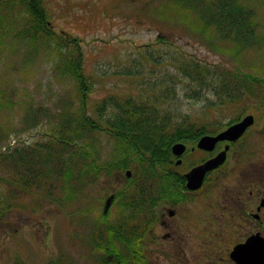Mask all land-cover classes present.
Wrapping results in <instances>:
<instances>
[{"label": "rangeland", "instance_id": "obj_1", "mask_svg": "<svg viewBox=\"0 0 264 264\" xmlns=\"http://www.w3.org/2000/svg\"><path fill=\"white\" fill-rule=\"evenodd\" d=\"M43 1L53 29L59 33H71L82 41L84 70L92 83L88 102L90 114L98 102L109 96L153 100L164 95L163 88L172 87L175 95L158 104L160 115L166 112L171 117L167 135H174L176 129L173 131V128L184 127L183 121L194 123L195 128L207 132L216 125L225 127L241 112L252 110L257 100H263L259 95H264V86L236 80L242 79L239 76L234 77V81L250 85L252 91L243 86L245 98L229 100L199 88L195 81L176 75L179 74L177 68L182 55L186 54L220 70H240L264 79V38L253 41L251 46H238L236 38L226 40L210 27L208 33L220 48L215 49L209 45L207 35L198 34L189 24L200 26L202 19L185 5V0L183 3L181 0ZM212 1L203 0L206 5ZM243 1L252 12L249 22L256 23L258 27L255 26L254 30L264 36V0ZM163 9L168 10L165 18ZM16 12L15 22L19 28L25 14L19 5H16ZM182 16L186 21L178 23V17ZM0 32V103L4 97L11 101L9 107H0V212H4L0 214V264L110 262L116 255L104 254L95 244H108V223L114 228L126 227L124 222L128 223L123 218L120 221L117 203L110 208L108 217L104 214L114 194L126 184V170L101 169L107 167L102 164L119 159L118 141L102 131L95 133L93 139L87 135L79 137L81 145L87 147L93 142L97 146V174L89 167L87 155L82 157L80 153L73 155L61 151L65 159L60 162L61 166L71 173L73 167L77 172L81 161L82 174L80 179L67 183L64 188L65 177L61 172L62 182L55 184L54 199L46 196L45 190L24 189L18 183L21 173L15 170L12 158L20 157L18 151L30 152L32 156L54 152L55 149L51 151V148L47 149L50 152L46 151L47 145L55 144L51 133L67 111H79L78 90L74 81L59 76L60 59L63 61L59 47L58 50L52 46V51L31 47L28 43H18L13 33L5 38V31ZM159 37L168 40L158 41ZM252 133L257 139L255 130ZM38 146H43V150ZM203 154L192 152L186 156L185 166L183 164L175 170L187 171L198 163L199 156L205 158ZM61 159L56 158L53 162ZM142 169L138 165L130 166L134 177L139 178L145 173ZM157 172L158 169L150 171L153 173L151 177L157 178ZM246 174L247 182L243 172L222 171L216 185L208 184L199 193H181L187 195L186 200L172 208L159 201L152 205L159 223L154 226V233L142 237L141 246L139 236L133 237L135 246L138 244L136 249L141 251L139 254L150 253L152 248L163 249L164 252L159 254L161 261L171 264L178 259L177 249L181 246L189 257L185 259L191 262L235 264L230 258L233 246L258 230L257 223L244 214V209L253 207L257 199V196L250 195V191L259 187L253 174ZM49 183L44 182L42 187L49 186ZM169 186L171 193L178 192L175 182ZM129 196L136 199L137 195L132 190ZM170 211L176 214L177 224L175 234L168 236L162 222L164 219V222L169 221L171 215L163 217L162 213ZM132 223V230L140 234V224L135 220ZM259 230L264 236L263 225ZM114 243L121 249L123 242L118 237Z\"/></svg>", "mask_w": 264, "mask_h": 264}, {"label": "trees", "instance_id": "obj_2", "mask_svg": "<svg viewBox=\"0 0 264 264\" xmlns=\"http://www.w3.org/2000/svg\"><path fill=\"white\" fill-rule=\"evenodd\" d=\"M180 2L183 3V0ZM180 2H178L179 5ZM244 2L246 1L213 0L206 5L203 0H185V5L193 9L202 19L200 26L195 23L189 24L196 29L198 34L207 35L206 39L209 45L215 49L220 48L212 41V34L208 33L211 30L210 27L216 29V35L219 34L220 37L226 40L228 38L232 40L230 37L236 38L235 43L238 46H251L253 41L264 38V36L254 30L255 26L258 27L256 23L249 22L252 12ZM16 5H19V8L25 14L20 20L22 26H19V28L16 27L17 22H15L17 17ZM167 11L163 9L164 18L168 16L165 13ZM177 21L178 23L186 21L185 16L178 17ZM0 30L5 31V38L13 33L18 43H28V46L31 47H43L49 51H52V46H55L58 50L60 48L61 55H59L63 58V61L60 59L59 76L69 79V82L74 81L78 90L79 111H67L60 119V126L57 122V127L51 133L53 136L52 142L55 144H52L53 146L47 145L46 151L48 148H51V151L55 149L53 153H45V156L40 154L32 156L30 152L20 153L18 151L19 158L10 157L15 161V170L21 173L20 178L17 179L18 183L26 190L31 188L45 190L46 196L54 199L55 184L62 182L61 172H63L62 177H65L66 183L63 182L65 185L73 180L80 179L82 174L81 164L83 162L81 161L77 172L73 167L71 173L65 166H61L60 162L65 160L61 156V151L72 152L73 155L80 153L82 157L87 155V159L90 161L89 167L95 170L97 174L99 170V164L96 160L98 150L95 147L97 146L93 145L95 144L93 142L88 144L87 147L83 146L78 142V139L86 135L93 139V135L98 131H102L112 139L115 138L119 144L120 157L110 163L102 164V166L107 167L101 169L111 171L116 168V170L122 172L133 164L135 167L138 165L143 168L142 170L145 173L140 175L139 178L134 176L126 178L125 186L114 194L113 204L117 203L119 206L120 221L122 218L127 220L128 223L124 222L126 227L118 226L114 228V225L108 223L107 233L110 235L108 244H96L105 252L116 255L112 261H104L105 264H131L136 259L133 237L139 236L132 230V222L138 217L141 220L144 212H149L150 207L158 201L179 196L182 192L179 187H177L179 190L176 194L171 193V186L169 185L172 182L185 188V177L182 173L176 171L178 167L174 162L175 156L171 152V146L180 141L193 145L201 134L207 133V130L197 129L194 123L183 121L184 127L173 128V131L176 129V133L167 135V125L170 123L171 117L166 112L160 115L161 109L158 102L175 95L172 87L163 88L164 92L162 94L164 95L153 100H135L133 97L122 98L117 95L109 96L98 102L93 108V114H90L91 107L88 102L89 95L92 92V83L84 70L82 41L71 35V33L65 31L59 33L53 29V24L43 0H0ZM165 40L168 39L166 37L158 38V41L165 42ZM233 50L234 52L237 51V49ZM177 70L179 72V74H176L177 76L195 81L199 88L208 92L211 91L219 95L220 98L229 100L245 98L242 91L246 90L243 89V86L244 88L247 87L248 91H252L250 85L245 86L234 81L236 76L242 77V79L236 80H245L253 85L256 83L264 86V79L260 77L241 73L240 70H220L211 67L207 62L196 59L194 56L189 58L186 54L182 55V62ZM232 80L234 83H232ZM196 94L198 95L197 91ZM259 96H261L259 99H264V95ZM10 104L11 101L4 97L0 107L4 105L9 107ZM93 117H97V119ZM75 145L77 146L76 150ZM38 148L43 150L44 147L38 146ZM59 157L62 158L59 162H53ZM24 160H26V163ZM71 163L74 164V161ZM47 168L49 170L45 172ZM156 169H158L157 178L151 177L153 173H150V171L154 172ZM166 169L168 171H165ZM155 179H158V181H154ZM48 181L50 182L49 186L43 188L42 184ZM132 190L137 195L136 199L129 196V192ZM109 212L110 210L106 217H108ZM0 214L3 215L4 212L2 211ZM144 218L141 220V228H145ZM115 237L123 242L121 243V249L115 246ZM137 252L141 251L138 250ZM138 258L143 259L141 254H138Z\"/></svg>", "mask_w": 264, "mask_h": 264}, {"label": "flooded vegetation", "instance_id": "obj_3", "mask_svg": "<svg viewBox=\"0 0 264 264\" xmlns=\"http://www.w3.org/2000/svg\"><path fill=\"white\" fill-rule=\"evenodd\" d=\"M255 106L253 107L252 110H248L247 112H241L236 118L231 120L225 127L221 125H216L213 127V129H209L208 133L204 135H211V136H217L219 133L222 131L226 130L230 126L241 122L246 116L252 115L254 117L253 123L247 127L243 135H241L239 138L232 140V139H224L220 140L216 143L215 147L210 150H202L198 148L191 147L181 156V157H176L174 159V162H178L179 159L182 161L185 160L186 156H189L192 152H202L204 153V156H199L200 159L198 160V163L196 165H200L204 163L205 161L215 158L217 155H219L221 152L226 150V159L225 162L220 165L218 168L215 170L209 172L207 176L211 178L212 182H216L220 177H221V172L222 171H229L232 173H235L236 171L243 172L245 173L244 176H246L245 182L248 181V177L246 173L253 174L252 177L255 178V183L257 186V190H251L250 195L251 196H257L256 202L253 207L250 209H244V214L246 217L250 218L253 220V222L257 223L258 230H255L251 235H254L256 233H261L259 230L261 225L264 226V100H257V102L254 104ZM212 128V127H211ZM255 130V133L257 134V139H255L253 136L255 134L252 133V131ZM203 135H201L197 141L199 142L200 138ZM251 136V138H249ZM258 145V146H257ZM197 147V146H196ZM229 170H226V169ZM255 183L252 182L253 185ZM249 185V183H247ZM245 186V185H244ZM199 191L196 192H191V193H198ZM175 204L171 203L168 205H165L167 208H172ZM171 215L169 221L163 220V225L166 230V233L168 236L174 235L176 232V217L174 212H163L162 215L163 217L165 215ZM158 220V219H157ZM151 225L149 232V236L151 233H154L155 228L154 226L159 223L157 221ZM160 226V225H159ZM158 226V227H159ZM166 235V236H167ZM250 235V236H251ZM148 239V237H147ZM181 246H178L177 249V258L176 260L172 261L171 264L174 262H180L181 264H199V260H194L190 261L185 258H189L188 255L185 252V248ZM135 253H136V259H134L131 264H163V261L160 259V252H164L163 249H158V248H152L149 251L146 252L145 255H142L145 257L146 260H141L139 261L137 259V249L135 248ZM168 251H167V254ZM198 256V255H197ZM186 263H183L185 262ZM170 264V263H166Z\"/></svg>", "mask_w": 264, "mask_h": 264}, {"label": "water", "instance_id": "obj_4", "mask_svg": "<svg viewBox=\"0 0 264 264\" xmlns=\"http://www.w3.org/2000/svg\"><path fill=\"white\" fill-rule=\"evenodd\" d=\"M253 123V117L245 118L241 123L236 124L225 132L216 137L205 136L199 142V147L211 150L215 147L219 140L239 138ZM186 150L184 144H176L173 146V152L176 155H181ZM226 152L220 154L217 158L205 163L204 165L194 168L187 174L188 187L190 189H198L202 186L205 174L207 171L217 167L225 161ZM130 175V173H129ZM231 257L239 264H264V238L260 234L253 235L247 239L244 244H239L233 250Z\"/></svg>", "mask_w": 264, "mask_h": 264}]
</instances>
